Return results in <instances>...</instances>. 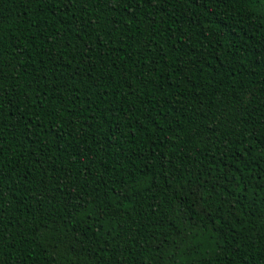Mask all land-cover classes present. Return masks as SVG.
<instances>
[{
  "label": "trees",
  "instance_id": "16d2710c",
  "mask_svg": "<svg viewBox=\"0 0 264 264\" xmlns=\"http://www.w3.org/2000/svg\"><path fill=\"white\" fill-rule=\"evenodd\" d=\"M0 264H264V0H0Z\"/></svg>",
  "mask_w": 264,
  "mask_h": 264
}]
</instances>
